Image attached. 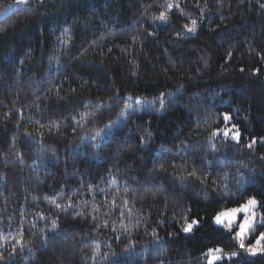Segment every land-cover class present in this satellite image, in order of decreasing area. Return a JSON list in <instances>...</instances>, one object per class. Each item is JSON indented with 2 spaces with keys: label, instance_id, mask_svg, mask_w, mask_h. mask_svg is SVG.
I'll return each instance as SVG.
<instances>
[{
  "label": "trees",
  "instance_id": "obj_1",
  "mask_svg": "<svg viewBox=\"0 0 264 264\" xmlns=\"http://www.w3.org/2000/svg\"><path fill=\"white\" fill-rule=\"evenodd\" d=\"M253 198L264 221V0H29L0 21V264H207L239 246L214 217Z\"/></svg>",
  "mask_w": 264,
  "mask_h": 264
},
{
  "label": "rangeland",
  "instance_id": "obj_2",
  "mask_svg": "<svg viewBox=\"0 0 264 264\" xmlns=\"http://www.w3.org/2000/svg\"><path fill=\"white\" fill-rule=\"evenodd\" d=\"M26 4H17V2L9 5L5 10L0 12V21L3 20L4 18H6L7 16H9L12 12H14L16 9L23 7ZM143 111H147V112H161L163 111V109H161V107L159 105H155V104H139L136 106H130L123 114H121V116L117 119L116 121V125H121L122 122L124 120H127L128 118H130L134 113H140ZM226 133L228 134V137L230 139H232L233 141H236L237 139L234 138V134H229L228 131H226ZM226 134V135H227ZM247 206L248 207V212H244L243 208ZM235 209H240V211L237 212H233V210ZM254 214V217H253ZM220 217V219L224 222L222 223H217L216 217ZM245 220H249L253 222V228L249 229L244 236V243L245 246H255V247H259L258 245L255 244V238L258 236H254L252 237L250 234L251 232L254 230L255 226L257 224H261L262 220L259 219V211H258V203H256L255 205H248V202L240 207L234 208L232 210L229 211H223L220 212L219 214H217L214 219H213V224L217 227L226 229L228 231L235 229V233H234V237L237 240V243L239 245V238L237 237V233L240 231V225H242L244 223ZM231 222L230 227H224V224H227ZM195 223L192 224V228L194 227ZM192 232V229L190 232H185L186 234H190ZM260 233H264V229L262 232ZM259 234V233H258ZM261 244H264V241H261ZM222 250V249H219ZM237 253H240L238 256H244L245 258H251V257H256L259 256L261 254L257 253L256 255H251L249 253H247L244 249H240L238 246V251ZM212 255H216V256H221L223 257L222 259H217L215 261H213V264L221 262L224 258H229V256L224 255L222 253V251H213L211 253V255L207 258L206 263L209 264V260L211 259ZM238 256H234V257H238Z\"/></svg>",
  "mask_w": 264,
  "mask_h": 264
},
{
  "label": "snow or ice",
  "instance_id": "obj_3",
  "mask_svg": "<svg viewBox=\"0 0 264 264\" xmlns=\"http://www.w3.org/2000/svg\"><path fill=\"white\" fill-rule=\"evenodd\" d=\"M17 4H28L29 0H16ZM39 3H42L43 0H38ZM161 20H164L166 21L167 20V17L165 15H161L160 17ZM193 27L192 28H188V32H191V33H195L196 31V28H195V24L196 22L193 21ZM160 107L161 109L164 108V103L163 101H161L160 103ZM225 119H229V117L227 115H225L224 117ZM227 134V133H225ZM234 138L238 139L239 138V133H235L234 134ZM94 146H97V145H94ZM249 147H251V145H249ZM257 203V201L253 198V199H250L248 201V205H255ZM57 207H59V205H57ZM248 207L245 206L243 208V211L244 212H248ZM237 211H240V209H235L233 210V212H237ZM253 217H254V214H253ZM216 220H217V223H224L220 217H216ZM193 223H197L196 221H194ZM262 224H264V221H262ZM231 225V222L227 223V224H224V227H230ZM253 228V222L252 221H249V220H245L244 223L242 225H240V231L237 233V237L239 238V248L240 249H244L247 253L251 254V255H256L257 253L261 254V255H264V244H261V241H264V233H259L258 236L255 238V244L258 245L259 247H255V246H252V245H249V246H245V243H244V236H245V233L249 230ZM192 229V224H188L183 230L185 232H190ZM132 247H134V244H129L128 246L125 247L124 251H129ZM215 251H222V250H215ZM209 252H213L212 249L209 250ZM240 253H237V252H232L229 256V259H231L232 257L234 256H238ZM112 256H115V253H112ZM223 257L221 256H216V255H212L211 259L209 260V264H213V261L217 260V259H222ZM104 259L105 260H108L110 262V264H112V260H111V257L108 256V255H105L104 256Z\"/></svg>",
  "mask_w": 264,
  "mask_h": 264
}]
</instances>
